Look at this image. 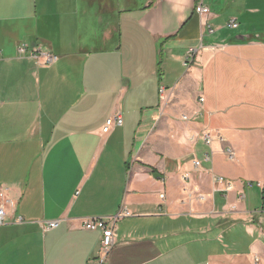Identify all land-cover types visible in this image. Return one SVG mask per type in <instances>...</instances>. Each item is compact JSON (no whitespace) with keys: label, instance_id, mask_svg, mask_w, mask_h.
<instances>
[{"label":"crops","instance_id":"obj_1","mask_svg":"<svg viewBox=\"0 0 264 264\" xmlns=\"http://www.w3.org/2000/svg\"><path fill=\"white\" fill-rule=\"evenodd\" d=\"M1 193L0 264H264V0H0Z\"/></svg>","mask_w":264,"mask_h":264},{"label":"built area","instance_id":"obj_2","mask_svg":"<svg viewBox=\"0 0 264 264\" xmlns=\"http://www.w3.org/2000/svg\"><path fill=\"white\" fill-rule=\"evenodd\" d=\"M197 13L199 14H205L208 12V8L205 7L203 4H199L196 8ZM238 22L235 19H231L226 23V27L228 28H237ZM211 31V30H210ZM214 49V47H211ZM195 49L190 50L187 56V60L185 61V65L192 62L193 57L195 55ZM18 53L28 54L30 57L35 59H42L43 64H51L54 61H56L57 57L55 55H52L45 47L43 46H36V47H29L26 44H21L18 46ZM202 100V98L200 99ZM184 118L186 116H183ZM122 118L120 114H115L114 116L110 117L103 127V132H108L111 127L116 125H121ZM202 138L205 141L206 144H210L213 137L211 136L209 131H205L202 134ZM193 170H198L201 166V163L199 160H193L192 161ZM183 179L189 178V173L185 172L182 175ZM215 182L217 183H223L225 184L224 190H229L232 187V183L229 180H226L222 176L215 177ZM245 185L247 187H251L253 185L257 187H262V184L260 182H256L255 184L253 182H246ZM164 194H159L160 198H163ZM264 208V205L263 207ZM14 209V203L6 198V196H3V193L0 195V226L4 223L5 218L8 214V210ZM129 215V212L127 210H120L117 214L110 217H84L81 219L82 221V227L87 230H98L100 231V238H99V249H98V256L94 260V264H103L105 262V258L108 254V252L111 250L114 241H113V225L114 223L121 217ZM23 221L21 216H16L13 218L14 223H21ZM59 223V220L53 219L47 221V227L48 228H55ZM89 264H92L89 262Z\"/></svg>","mask_w":264,"mask_h":264}]
</instances>
